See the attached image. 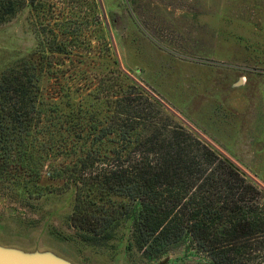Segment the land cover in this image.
I'll use <instances>...</instances> for the list:
<instances>
[{
	"label": "trees",
	"instance_id": "trees-1",
	"mask_svg": "<svg viewBox=\"0 0 264 264\" xmlns=\"http://www.w3.org/2000/svg\"><path fill=\"white\" fill-rule=\"evenodd\" d=\"M26 5L35 0H0V25ZM79 54L42 42L0 73V196L40 197L47 169L57 189L72 191L82 242L110 240L129 222L131 246L145 256L182 242L231 264L227 246L264 235V206L248 203L255 186L167 124L171 114L116 64L106 79L109 56H84L94 74Z\"/></svg>",
	"mask_w": 264,
	"mask_h": 264
},
{
	"label": "rangeland",
	"instance_id": "rangeland-1",
	"mask_svg": "<svg viewBox=\"0 0 264 264\" xmlns=\"http://www.w3.org/2000/svg\"><path fill=\"white\" fill-rule=\"evenodd\" d=\"M62 41L94 74L95 61L86 57L109 56L106 79L116 64L157 98V110L171 114L167 124L181 126L255 186L249 208L264 206V152L257 155L264 147V0H35L34 9L26 5L0 25V73L40 43ZM258 109L262 117L252 121ZM238 111L240 149L228 158L222 126ZM41 184L40 197L0 196V245L76 264H221L182 242L145 256L131 246L129 222L110 240L82 242L70 224L72 191L57 189L47 169ZM227 249L231 264H264V235Z\"/></svg>",
	"mask_w": 264,
	"mask_h": 264
},
{
	"label": "water",
	"instance_id": "water-1",
	"mask_svg": "<svg viewBox=\"0 0 264 264\" xmlns=\"http://www.w3.org/2000/svg\"><path fill=\"white\" fill-rule=\"evenodd\" d=\"M0 264H76L49 251H24L0 245Z\"/></svg>",
	"mask_w": 264,
	"mask_h": 264
},
{
	"label": "crops",
	"instance_id": "crops-1",
	"mask_svg": "<svg viewBox=\"0 0 264 264\" xmlns=\"http://www.w3.org/2000/svg\"><path fill=\"white\" fill-rule=\"evenodd\" d=\"M258 96H259V94H258ZM228 98L231 99V96H229ZM236 101H237V104H233V108L235 107V108L238 109L239 108V104L241 103V99H236ZM234 105H237V106H234ZM260 107L261 106L259 104V108ZM228 109L230 110V107ZM231 110H235V109H231ZM257 112H258L257 114H254V112L251 113L250 117L252 116V121H254V119H256V118L262 117V115H263L262 110L258 109ZM254 115L256 116V118L254 117ZM241 118H244V116L242 115V113L240 111H238L236 113L234 112V116H231V118H230L232 120V122L228 123V124H224L222 126V129H223V143H224V150L223 151L224 152L225 151L228 152V154H227L228 158H237V156H236V154H234V152H236V150L238 152L239 149H240V145H239L240 138L239 137H241V127H240L239 124L241 122ZM234 120L236 121V123L233 122ZM248 120H251V119L249 118ZM236 125H238V127ZM249 126L250 127H252V126L255 127L253 122H248V127ZM245 131L250 133V129L248 130V128ZM247 132H245V133H247ZM256 151H257V149H256ZM263 152H264V147H262V149H260L259 152H257V155L258 156H260V155L262 156Z\"/></svg>",
	"mask_w": 264,
	"mask_h": 264
}]
</instances>
